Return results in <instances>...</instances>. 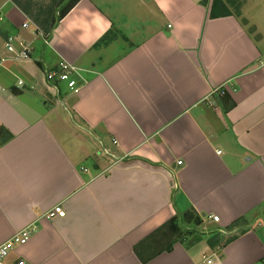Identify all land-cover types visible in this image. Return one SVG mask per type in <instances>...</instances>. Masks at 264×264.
Returning <instances> with one entry per match:
<instances>
[{"label":"crops","instance_id":"1","mask_svg":"<svg viewBox=\"0 0 264 264\" xmlns=\"http://www.w3.org/2000/svg\"><path fill=\"white\" fill-rule=\"evenodd\" d=\"M20 1L0 0V244L36 229L4 264H264V31L250 1L212 19L213 0H79L48 42L28 12L68 0ZM10 36L29 59H12ZM63 60L78 94L46 79ZM58 204L66 215L48 218ZM190 208L197 232L143 263L136 245Z\"/></svg>","mask_w":264,"mask_h":264},{"label":"trees","instance_id":"2","mask_svg":"<svg viewBox=\"0 0 264 264\" xmlns=\"http://www.w3.org/2000/svg\"><path fill=\"white\" fill-rule=\"evenodd\" d=\"M78 1L79 0H68V2L63 6H61L63 4L62 2L57 6L48 5L47 7L28 13L37 23L41 25V29L43 30L46 38L49 40L58 21L65 16ZM15 2L21 5L20 0H15ZM230 3L231 2L225 0H213L210 18L215 19L234 14L233 10L228 5ZM25 9L26 11H30L29 8ZM237 13L239 14L240 11ZM103 39L105 40L106 38L104 37ZM222 98L229 103H233L231 102V97L225 90H223ZM201 221L202 218L196 210L194 208H190L182 216L176 215L156 228L136 245V253L143 263H147L160 253L171 251L173 245L177 241L185 239L188 234L196 233V226Z\"/></svg>","mask_w":264,"mask_h":264},{"label":"built area","instance_id":"3","mask_svg":"<svg viewBox=\"0 0 264 264\" xmlns=\"http://www.w3.org/2000/svg\"><path fill=\"white\" fill-rule=\"evenodd\" d=\"M31 22H25L23 24L24 28H29ZM34 27V32L37 36L44 38L46 42L48 39L46 38L43 30L35 23L32 25ZM7 49L12 53V59L23 61L27 60L31 57L32 47L31 44L22 37H14L10 36L6 43ZM261 65L264 67V61L261 62ZM80 74L79 68L71 62L61 61L57 68L47 70L46 79L50 83H54L58 86L59 83H66L67 88L72 91L74 94H78L81 91V85L78 83V75ZM24 81L19 80V85H23ZM223 93V91H222ZM181 163V161H179ZM66 215V210L62 204L56 205L52 210H50L46 216L48 218H55L57 216L64 217ZM214 220L219 221L220 217L218 215L211 216ZM36 229V226L29 225L26 228H23L18 233L14 234L11 238L6 240L4 243L0 244V264H4L7 257L10 253L18 246H22L26 244L32 232ZM209 263L212 260H208ZM15 264H27L25 260H19Z\"/></svg>","mask_w":264,"mask_h":264},{"label":"rangeland","instance_id":"4","mask_svg":"<svg viewBox=\"0 0 264 264\" xmlns=\"http://www.w3.org/2000/svg\"><path fill=\"white\" fill-rule=\"evenodd\" d=\"M225 1L231 2L229 5L232 6L233 11H235L236 13L239 10L238 7L245 4V2L243 3L240 0H225ZM249 1H250L248 5V10L250 11L249 15H251L256 20V22L264 31V0H249ZM62 87L64 89L65 87L67 88V84L64 83ZM70 93H72V91H70Z\"/></svg>","mask_w":264,"mask_h":264}]
</instances>
